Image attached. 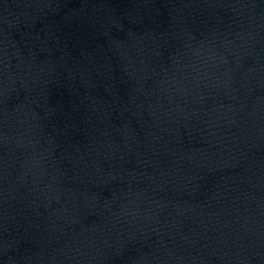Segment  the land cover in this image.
Instances as JSON below:
<instances>
[{
	"label": "water",
	"instance_id": "obj_1",
	"mask_svg": "<svg viewBox=\"0 0 264 264\" xmlns=\"http://www.w3.org/2000/svg\"><path fill=\"white\" fill-rule=\"evenodd\" d=\"M0 264H264V0H0Z\"/></svg>",
	"mask_w": 264,
	"mask_h": 264
}]
</instances>
